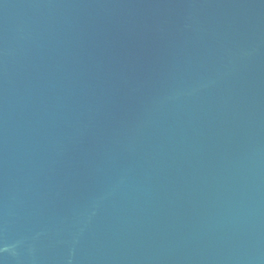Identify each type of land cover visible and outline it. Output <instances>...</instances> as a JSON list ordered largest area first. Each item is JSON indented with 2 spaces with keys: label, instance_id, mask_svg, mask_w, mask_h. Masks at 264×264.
Segmentation results:
<instances>
[{
  "label": "water",
  "instance_id": "1",
  "mask_svg": "<svg viewBox=\"0 0 264 264\" xmlns=\"http://www.w3.org/2000/svg\"><path fill=\"white\" fill-rule=\"evenodd\" d=\"M0 264H264V0H0Z\"/></svg>",
  "mask_w": 264,
  "mask_h": 264
}]
</instances>
